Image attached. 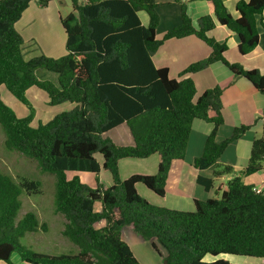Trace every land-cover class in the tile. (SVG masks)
<instances>
[{
	"label": "trees",
	"instance_id": "16d2710c",
	"mask_svg": "<svg viewBox=\"0 0 264 264\" xmlns=\"http://www.w3.org/2000/svg\"><path fill=\"white\" fill-rule=\"evenodd\" d=\"M174 1L180 6V24L157 39L156 0H70L73 11L60 19L67 53L25 60L16 23L32 2L44 8L50 0H0V87L29 111L26 117H17L0 96L4 148L34 160L41 173L54 176L53 212L64 219L61 235L78 250L73 255L47 256L20 245L26 234L46 231V224L32 212L17 217L20 195H39L41 183L16 182L0 171V261L11 264L16 253L28 264H142L122 237L124 226H131L166 264H233L223 258L205 261L207 255L264 260V190L257 193L235 177L220 184L214 197L194 199L193 211L153 205L136 190V184H142L158 198L165 197L171 164L185 157L194 120L213 126L201 155L192 162L197 170L213 167L227 146L248 130L236 127L227 139L215 141L223 124L222 88L208 89L195 99L189 77L171 79L167 68H156L152 56L164 41L195 36L211 50L179 76L219 62L264 94V74L229 63L224 57L226 43L209 36L214 17L237 36L238 53L250 54L259 41L257 17L264 14V0H239L238 18L229 14L222 0H203L211 5L213 17L196 20L186 14L183 0ZM139 12L147 15V26L141 24ZM259 23L264 27L262 20ZM40 69L54 73L57 84L40 80ZM32 87L46 94L50 106L69 102L75 107L32 127L35 112L26 96ZM152 155L158 158L156 173L120 178L121 160ZM262 170L264 113L262 136L252 141L241 174ZM67 172L92 174L94 186L76 176L67 180ZM100 172L109 173L112 184L100 181ZM229 172V167L222 170ZM212 182L197 178L205 191ZM95 202L101 204L99 212L93 210ZM102 220L105 225L95 228Z\"/></svg>",
	"mask_w": 264,
	"mask_h": 264
},
{
	"label": "crops",
	"instance_id": "0c3cea01",
	"mask_svg": "<svg viewBox=\"0 0 264 264\" xmlns=\"http://www.w3.org/2000/svg\"><path fill=\"white\" fill-rule=\"evenodd\" d=\"M183 1L185 3L186 14L192 20H196L204 15H211L213 17L212 7L207 2L203 0ZM238 1L239 0H222L227 11L233 18H238V13L235 9V5ZM156 3L158 5L156 10L159 16L156 38L161 39L169 29L180 24V6L174 0H156ZM62 6L68 8L66 14L60 13L59 9ZM72 11V4L68 3L67 5L64 0H60L59 2L50 0L48 5L44 8L40 7L36 2H32L23 12L20 20L16 23V29L23 39L22 51L24 58L27 59L28 57L29 60L39 55L50 58L64 56L67 53L65 49L66 36L60 19L66 17ZM138 16L141 24L147 26L148 17L145 12H139ZM213 20L215 27L209 32V36L219 43H226L227 50L224 53L225 59L229 63L240 64L246 70H257L261 74H264V27L259 23L260 20L264 22V14L257 17L259 33L258 44L253 52L246 56H241L238 53L237 36L226 27L218 24L214 17ZM210 51V48L197 37L187 36L181 39L164 41L152 56V61L156 68H167L171 79L181 80L189 77L195 85V99L208 89L216 86L222 88L221 103L223 124L218 128L215 135V141L217 143L227 139L231 135L232 130L236 127L246 126L248 130L243 136L232 141L227 146L213 167L197 170L192 166V162L194 158L201 155L204 142L212 131L213 126L202 120H194L187 142L185 157L182 160H175L171 164L165 185V197L160 199L146 187H141L143 186L142 184H136L138 194L149 203H154L150 200L151 197H154V199L157 200V206L182 211H193L194 199L206 200L210 198V192H214L220 184H225L235 177H239L243 184L252 185L260 191L264 190V170L250 176H243L241 174V171L248 163L252 141L262 136L264 94L258 92L245 78L235 77L227 67L219 62L211 64L200 72L182 77L179 76L181 71L188 65L205 59L210 54ZM38 78L40 79V77ZM55 79V84H57V78L55 77ZM70 104V108L73 109L75 104ZM131 160L134 159H124L119 162V173L122 180L133 174L150 175L157 171V155H152L147 159H139L144 160L140 164ZM225 167L230 168L229 173H222ZM138 169L144 172H138ZM198 177L213 180L212 187L209 191H205L204 187L197 183ZM98 178L106 185L112 184L111 176L107 172H100ZM93 210L99 212L101 210V204L95 202ZM55 216L58 218V232L61 235L64 219L60 214H56ZM104 225L105 221L102 220L96 223L94 227L99 229ZM47 229L46 226V231ZM122 237L131 250V244L143 242L141 237L132 230L131 226H124L122 228ZM14 254L15 253L10 257L11 264H28ZM238 257L236 256L234 259H229V262L232 261L231 263H237L245 260ZM219 258L225 259L227 257H225V255L211 257L210 261ZM260 262L264 264L263 259H260ZM0 264L7 263L0 261Z\"/></svg>",
	"mask_w": 264,
	"mask_h": 264
},
{
	"label": "rangeland",
	"instance_id": "374dc122",
	"mask_svg": "<svg viewBox=\"0 0 264 264\" xmlns=\"http://www.w3.org/2000/svg\"><path fill=\"white\" fill-rule=\"evenodd\" d=\"M55 1L59 2L60 0ZM64 1L67 5L68 3L71 4L70 0ZM59 10L60 13L66 14L68 8L62 6ZM25 60H28V57ZM37 76L40 77V80H48L54 84L56 82V75L43 69L37 71ZM0 96L2 101L14 111L17 117H26L29 114L28 109L11 96L3 86L0 87ZM26 96L35 112L31 123L32 127L46 123L55 114L71 110V104L68 102L56 106L48 105L46 94L36 88H30ZM3 141L4 134L0 127V171L9 175L16 182H20L22 179H27L39 181L41 183V193L39 195L29 196L25 193L20 195L21 207L18 211L17 217L21 218L23 214L32 212L37 216L40 223L46 224L48 229L46 232L38 230L35 233L26 234L24 238L19 241L20 245L33 252L47 256L76 254L78 252L77 248L69 243L66 238L58 232L59 222L57 216H55L56 214L53 212L54 176L41 173L34 160L26 158L15 151H7L4 148ZM131 161L140 164L144 160L134 159ZM138 172L144 171L138 169ZM74 176L78 177L82 183L90 187L94 186V176L92 174L87 172L66 173L67 180H70ZM141 187L144 188V186ZM210 196L214 197L215 193L210 192ZM150 200L155 203L151 204L158 205L157 200H155L154 197H151ZM131 246L134 256L140 261V263L163 264L164 261L162 258L153 251L148 243L141 242L131 244ZM161 251L163 252V249H161ZM14 255L17 254L15 253ZM225 257H227L225 258L227 261L236 258V256L229 255H225ZM238 258L245 260L233 264H261L260 259L257 258H247L242 256ZM204 260L209 262L211 257L207 255L204 257Z\"/></svg>",
	"mask_w": 264,
	"mask_h": 264
},
{
	"label": "built area",
	"instance_id": "2783aa9c",
	"mask_svg": "<svg viewBox=\"0 0 264 264\" xmlns=\"http://www.w3.org/2000/svg\"><path fill=\"white\" fill-rule=\"evenodd\" d=\"M253 190H254L255 192H257V193H260V192H261L260 190H258V189H256V188H253Z\"/></svg>",
	"mask_w": 264,
	"mask_h": 264
},
{
	"label": "water",
	"instance_id": "95a60500",
	"mask_svg": "<svg viewBox=\"0 0 264 264\" xmlns=\"http://www.w3.org/2000/svg\"><path fill=\"white\" fill-rule=\"evenodd\" d=\"M163 264H166V262L164 261Z\"/></svg>",
	"mask_w": 264,
	"mask_h": 264
}]
</instances>
